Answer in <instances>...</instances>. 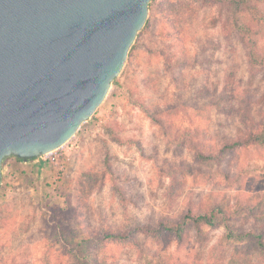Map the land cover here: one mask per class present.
Segmentation results:
<instances>
[{
    "label": "rangeland",
    "instance_id": "obj_1",
    "mask_svg": "<svg viewBox=\"0 0 264 264\" xmlns=\"http://www.w3.org/2000/svg\"><path fill=\"white\" fill-rule=\"evenodd\" d=\"M164 2L180 16L179 32L162 16ZM145 25L106 98L66 145L2 162L0 264H264L248 235L264 213V148L237 149L186 175L171 201L172 169L199 164L142 111L216 146L234 139L247 115L264 124V77L248 70L228 0H150ZM211 204L231 214L228 226L205 227L201 238L191 230L183 245L162 247L136 231ZM108 229L129 241L101 245Z\"/></svg>",
    "mask_w": 264,
    "mask_h": 264
},
{
    "label": "water",
    "instance_id": "obj_2",
    "mask_svg": "<svg viewBox=\"0 0 264 264\" xmlns=\"http://www.w3.org/2000/svg\"><path fill=\"white\" fill-rule=\"evenodd\" d=\"M150 0H0V171L64 146L119 76ZM1 183V172H0Z\"/></svg>",
    "mask_w": 264,
    "mask_h": 264
},
{
    "label": "trees",
    "instance_id": "obj_3",
    "mask_svg": "<svg viewBox=\"0 0 264 264\" xmlns=\"http://www.w3.org/2000/svg\"><path fill=\"white\" fill-rule=\"evenodd\" d=\"M151 1L153 2L154 0ZM228 3L231 7L232 25L246 48L248 70L253 75L260 73L264 77V51L259 46V39L264 38V12L259 4H263L264 0H259L258 2L256 0H228ZM163 6L164 11L162 16L178 31L179 26L176 20L180 16L177 15L170 2H164ZM189 10L187 9V11ZM147 26L148 24L145 25L140 33L146 30ZM163 34V36H171V32ZM136 48L137 42H134L129 53H133ZM142 111L151 122L162 129L168 141L175 142L178 147H191L194 150L196 161L199 164V166L193 168L191 165L181 162L172 169L170 183L166 189L167 198L171 201L174 200L178 190L184 184L186 175L194 176L196 173L203 174L202 167L219 166L228 153L237 149L248 147L264 148V124L254 125L250 115L244 117V128L237 133L234 139L222 141L216 146L204 141H195V131H191L188 128L173 130L171 123L163 121L162 118L156 116V111L148 107H143ZM16 161L23 162L20 159H16ZM217 170L224 178H228L225 171L220 168ZM255 216L260 222V225L257 230L248 235H250L255 248L264 250V213L261 216L256 214ZM231 220V214L221 205L211 204L208 207H199L195 210L188 209L178 218L163 217L155 224L138 225L136 231L150 238L160 246L166 247L171 243H177L178 245L185 244L191 230L196 233L198 238H201L203 228H215L221 224H225L227 227ZM101 237V245L103 242L117 243L129 241L130 238L128 234H122L110 229L105 230ZM95 264L99 263L95 262Z\"/></svg>",
    "mask_w": 264,
    "mask_h": 264
},
{
    "label": "built area",
    "instance_id": "obj_4",
    "mask_svg": "<svg viewBox=\"0 0 264 264\" xmlns=\"http://www.w3.org/2000/svg\"><path fill=\"white\" fill-rule=\"evenodd\" d=\"M66 145V144H65Z\"/></svg>",
    "mask_w": 264,
    "mask_h": 264
}]
</instances>
